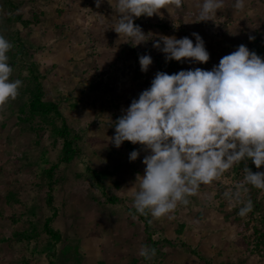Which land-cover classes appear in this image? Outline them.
<instances>
[{"label":"rangeland","instance_id":"1","mask_svg":"<svg viewBox=\"0 0 264 264\" xmlns=\"http://www.w3.org/2000/svg\"><path fill=\"white\" fill-rule=\"evenodd\" d=\"M110 2L97 8L95 0H0V35L13 45L11 78L23 82L17 98L0 108V264H264V243L257 244L264 242V227L259 239L254 226L261 215L240 217L241 204L222 195L243 182L246 161L201 184L188 204L153 218L133 207L148 150L109 141L117 118L156 72L211 70L241 44L264 58V0H245L239 11L235 0H224L207 21L199 20L200 0H165L158 14L134 17L151 32L135 46L112 29L116 0ZM193 32L205 41L206 63L166 62L153 47L161 35L188 36L195 43ZM143 54L153 60L147 72L140 69ZM31 72L44 99L57 101L67 122L79 151L70 163L61 162V119L22 110ZM134 149L139 156L131 161ZM249 163L253 172H264ZM247 192L243 200H249ZM48 226L58 237L49 235ZM144 245L156 249L150 260L138 254Z\"/></svg>","mask_w":264,"mask_h":264},{"label":"clouds","instance_id":"2","mask_svg":"<svg viewBox=\"0 0 264 264\" xmlns=\"http://www.w3.org/2000/svg\"><path fill=\"white\" fill-rule=\"evenodd\" d=\"M103 2L95 0L96 7ZM223 6L224 0H200L199 20H212ZM233 7L242 10L245 0H235ZM161 8H166L165 0H116L112 29L120 38L129 37L134 46L139 45L151 32L146 34L134 23V17H152ZM191 35L195 43L188 36L161 35L153 47L164 54L166 62H208L205 41L196 32ZM12 47L0 35V108L17 98L23 83L11 78L13 66L8 53ZM138 60L142 72L153 63L149 54L140 55ZM114 127L109 141L115 147L130 141L149 152L143 158L144 172L136 180V213L153 218L168 216L178 204H188V197L195 195L201 184L246 161L243 182L222 194L230 203L241 204L237 214L245 217L252 211L253 202L243 200L242 191L248 190L247 185L264 190V172H253L247 166L249 160L257 168L264 166V58L241 44L222 56L211 70L158 71L150 86L123 110ZM138 156V150L129 153L131 161ZM138 254L150 260L156 249L144 245Z\"/></svg>","mask_w":264,"mask_h":264},{"label":"trees","instance_id":"3","mask_svg":"<svg viewBox=\"0 0 264 264\" xmlns=\"http://www.w3.org/2000/svg\"><path fill=\"white\" fill-rule=\"evenodd\" d=\"M32 74V84L30 85V96H29V100L24 103V105L22 106V110L27 111L28 115L36 117H44L47 118L49 115H53L54 117L57 116L58 118L61 119L62 122V127L60 129H56V133L58 134V136L63 140V146H62V158H61V162L62 163H70L78 154V150L74 145V139L71 138L68 135V125L66 120L64 119L63 115L61 114V112L59 111V104L57 101L53 100V101H46L44 99V93H43V89H42V84L39 81L38 76H36L33 72H31ZM249 166H252V161L249 160ZM56 167V166H55ZM55 167H51L49 169V174H50V178H53V171L55 169ZM255 169V168H254ZM49 195L51 197V193H52V187H53V181L50 182L49 184ZM248 189L247 195H248V199H250L253 202V209L250 212L251 215H253L254 217H256L255 215H261L260 220H257V224H254V226L256 227V234H257V238L259 237V239L264 238V235L260 238L259 235H262V231H261V227H264V200L260 199V191L259 189L252 187L251 185H247L246 186ZM50 197H48V199H50ZM49 221V220H48ZM49 230V235H53L58 237V234L55 231H52L51 229H49V226L47 227ZM47 230V231H48ZM264 242L261 240H258L257 244L261 245ZM260 247V246H258Z\"/></svg>","mask_w":264,"mask_h":264}]
</instances>
